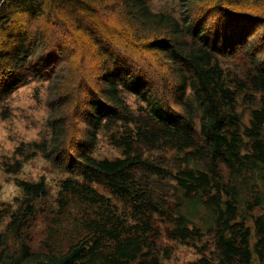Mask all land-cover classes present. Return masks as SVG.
<instances>
[{
	"label": "trees",
	"instance_id": "obj_1",
	"mask_svg": "<svg viewBox=\"0 0 264 264\" xmlns=\"http://www.w3.org/2000/svg\"><path fill=\"white\" fill-rule=\"evenodd\" d=\"M111 1H104L102 7L119 9L133 25L140 49L157 54L165 63L173 101L180 109L166 104L145 74L132 71L126 57L100 40L75 14V10L91 13L100 7L97 4L85 0H0V94H8L24 81L19 69L40 41L39 35L31 36L28 29L15 25L16 16L32 20L46 10L55 14L59 9L69 11L72 23L90 38L99 61L94 84L82 100V137L74 143L67 138L71 99L61 94L49 104V141L32 142L27 156L41 151L44 158L64 170L80 172L83 184L65 179L61 189L87 201L95 202L97 195L89 184L106 183L132 213L131 221L125 214L112 213L105 216V225L91 221L98 236L81 239L62 253L32 250L26 230L35 213L33 200L44 197L46 187L42 180L20 181L24 197L0 233V264H158L150 252L149 236L153 232L151 214L160 208L153 199L147 200L134 176L133 170L146 163L133 150L137 140L170 144L182 155L183 165L173 174L179 192L171 209L176 217L175 237L194 246L195 238L213 231L220 264H251L253 256L264 264V56L258 59L252 55L253 71L235 80L232 88L214 55L217 38L207 32L205 23L194 20L191 3L196 0H184L188 12L182 13L181 22L152 12L144 0ZM213 7L224 16L232 15L235 21L259 25L264 37V16L226 10L220 1ZM124 91L145 104L155 129L139 128L123 100ZM238 98L249 108L246 122L236 110ZM113 119L134 124L135 132L112 137L123 156L97 159L90 154L97 133ZM221 164L226 168L224 173ZM21 165L22 161L15 159L6 170L16 171ZM254 208L262 213L252 215ZM194 264L209 262L201 257Z\"/></svg>",
	"mask_w": 264,
	"mask_h": 264
},
{
	"label": "rangeland",
	"instance_id": "obj_2",
	"mask_svg": "<svg viewBox=\"0 0 264 264\" xmlns=\"http://www.w3.org/2000/svg\"><path fill=\"white\" fill-rule=\"evenodd\" d=\"M85 1L100 7L91 13L75 10L81 21L93 28L100 40L126 57L132 71L145 74L166 104L180 109L173 101L172 83L165 63L157 54L140 49L133 25L124 19L120 10L109 11L102 7L104 1L111 0ZM144 1L152 12L171 15L180 22L182 13L188 12L183 5L184 0ZM215 1L223 3L229 11H246L264 16V0H196L191 3L195 22L205 23L207 32L217 38L214 55L223 69L224 80L232 87L235 80L246 78L253 71L252 55L258 59L264 56V37L259 25L235 21L232 15L224 16L215 10ZM71 19L69 11L63 9H59L57 14L46 10L32 20L16 16L15 25L28 29L31 36L39 35L40 41L35 53L19 69L24 81L8 94H0V233L5 230L11 214L24 197L20 181L34 183L42 180L46 195L33 200L35 213L29 219L26 233L32 250L55 253H62L81 239L97 237V229L94 230L91 221L98 220L105 225L103 221L107 213L125 214L128 220H132L125 200L112 194L106 183L89 184L97 195L95 202L87 201L61 189L65 179L83 184L80 172L64 170L44 158L41 151L32 157L27 156L32 142L49 141L51 129L46 123L50 113L49 104L61 94L66 93L71 99L70 106H66L69 111L67 138L74 143L82 137L85 123L80 113L82 100L88 88L94 84L99 61L90 38ZM122 97L139 128H156L154 120L145 112V104L137 96L124 91ZM244 101L238 98L235 107L246 122L249 108ZM195 129L198 134L197 121ZM134 132V124L113 119L99 129L97 142L90 154L97 159L121 157L122 151L115 146L112 137L132 136ZM133 146L134 152L146 162L133 170L134 176L144 188L147 200L153 199L160 208L159 212L151 214L153 232L149 236L150 252L158 258V264H194L201 257L206 258L209 264H220L213 231L195 238L194 246L183 244L173 235L176 217L171 214V209L176 206L179 193L173 174L183 165L182 155L170 144L160 142L146 144L137 140ZM15 159L22 161V165L16 171H7ZM220 169L223 173L226 171L222 164ZM251 213L256 216L262 210L254 208ZM247 225L252 228L251 221ZM251 264L262 262L253 256Z\"/></svg>",
	"mask_w": 264,
	"mask_h": 264
}]
</instances>
